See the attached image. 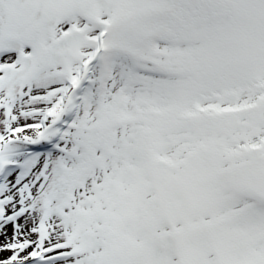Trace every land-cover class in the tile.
<instances>
[{
	"label": "snow or ice",
	"instance_id": "obj_1",
	"mask_svg": "<svg viewBox=\"0 0 264 264\" xmlns=\"http://www.w3.org/2000/svg\"><path fill=\"white\" fill-rule=\"evenodd\" d=\"M0 264H264V0H0Z\"/></svg>",
	"mask_w": 264,
	"mask_h": 264
}]
</instances>
